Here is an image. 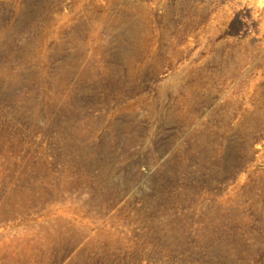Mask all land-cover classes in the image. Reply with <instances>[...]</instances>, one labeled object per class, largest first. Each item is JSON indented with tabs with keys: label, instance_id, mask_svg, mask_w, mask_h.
Wrapping results in <instances>:
<instances>
[{
	"label": "rangeland",
	"instance_id": "obj_1",
	"mask_svg": "<svg viewBox=\"0 0 264 264\" xmlns=\"http://www.w3.org/2000/svg\"><path fill=\"white\" fill-rule=\"evenodd\" d=\"M0 264H264V0H0Z\"/></svg>",
	"mask_w": 264,
	"mask_h": 264
},
{
	"label": "bare ground",
	"instance_id": "obj_2",
	"mask_svg": "<svg viewBox=\"0 0 264 264\" xmlns=\"http://www.w3.org/2000/svg\"><path fill=\"white\" fill-rule=\"evenodd\" d=\"M25 209V208H24ZM12 241V240H11Z\"/></svg>",
	"mask_w": 264,
	"mask_h": 264
}]
</instances>
